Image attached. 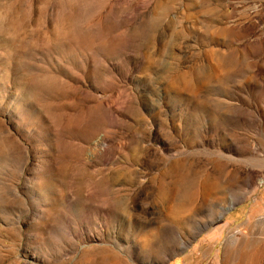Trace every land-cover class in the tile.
<instances>
[{
  "label": "rangeland",
  "instance_id": "1",
  "mask_svg": "<svg viewBox=\"0 0 264 264\" xmlns=\"http://www.w3.org/2000/svg\"><path fill=\"white\" fill-rule=\"evenodd\" d=\"M0 264H264V0H0Z\"/></svg>",
  "mask_w": 264,
  "mask_h": 264
},
{
  "label": "bare ground",
  "instance_id": "2",
  "mask_svg": "<svg viewBox=\"0 0 264 264\" xmlns=\"http://www.w3.org/2000/svg\"><path fill=\"white\" fill-rule=\"evenodd\" d=\"M262 182V181H261ZM263 184V183H262Z\"/></svg>",
  "mask_w": 264,
  "mask_h": 264
}]
</instances>
